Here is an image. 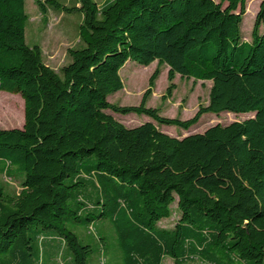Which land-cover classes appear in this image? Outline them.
Segmentation results:
<instances>
[{
    "label": "trees",
    "instance_id": "16d2710c",
    "mask_svg": "<svg viewBox=\"0 0 264 264\" xmlns=\"http://www.w3.org/2000/svg\"><path fill=\"white\" fill-rule=\"evenodd\" d=\"M245 2L35 0L42 14L50 5L83 15L84 45L56 72L25 42L24 0H0V91L21 96L24 116L21 128L0 129V173L23 176L15 194L0 187V264H37L51 240L88 264L92 246L68 225L96 219L111 224L123 264H264V0L250 41L240 34ZM128 60L168 67L163 98L176 74L211 81L207 105L186 120L146 107L158 67L138 105L108 102ZM221 112L253 116L182 138L113 117L187 129ZM175 196L179 219L160 229Z\"/></svg>",
    "mask_w": 264,
    "mask_h": 264
},
{
    "label": "rangeland",
    "instance_id": "374dc122",
    "mask_svg": "<svg viewBox=\"0 0 264 264\" xmlns=\"http://www.w3.org/2000/svg\"><path fill=\"white\" fill-rule=\"evenodd\" d=\"M55 1L66 7L79 6L77 0ZM94 1L99 7L102 6L103 0ZM259 2L260 0H246L245 2V12L240 24V34L244 41H250L251 28ZM45 7L46 12L42 14L35 4V0H24L27 16L24 26L25 42L28 46L38 45L42 52L43 62L59 72L60 68L71 60L68 50L79 49L84 45L78 34V26L82 22L83 15L79 11L65 12L50 5ZM259 31L263 32V28H260ZM157 67L160 72L146 101V107L156 108L159 115L163 117L186 120L193 116L199 104L207 105L211 81H195L192 78H183L176 74L172 80L175 88L171 92V96L163 98L169 84L166 78L168 67L158 65L156 61L142 66L130 60L126 61L119 70L123 84L122 89L109 95L108 102L121 106L138 105L142 94L147 89L148 78ZM0 97L2 100L0 129L21 128L24 120L21 96L0 91ZM252 116V113H206L200 117L196 124L182 129L176 126L158 125L143 114H113V117L125 127H135L148 121L152 122L158 130L176 138L201 133L216 124L228 125L232 122H240ZM21 180H23L22 175L14 174L8 177L4 173H0V187L10 194L19 192ZM176 200L175 196L174 202L170 205V216L160 220L156 225L158 228L172 229L174 227L180 215ZM68 228L76 234L82 244L92 246L94 252L88 257V264H123L116 233L108 220L96 219L93 221V226L88 225L87 227L81 224H69ZM99 237H102L103 241ZM42 247V251L38 253L37 264H72L69 262V254L65 245L60 240L45 241ZM172 263V259L169 257H165L161 262V264ZM187 264L201 263L195 260Z\"/></svg>",
    "mask_w": 264,
    "mask_h": 264
},
{
    "label": "crops",
    "instance_id": "0c3cea01",
    "mask_svg": "<svg viewBox=\"0 0 264 264\" xmlns=\"http://www.w3.org/2000/svg\"><path fill=\"white\" fill-rule=\"evenodd\" d=\"M108 0H103V2H102V4L101 5H103L104 3H106ZM173 262V261H172ZM173 264V263H172Z\"/></svg>",
    "mask_w": 264,
    "mask_h": 264
}]
</instances>
